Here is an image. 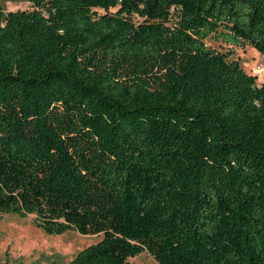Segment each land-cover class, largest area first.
<instances>
[{
	"label": "trees",
	"instance_id": "16d2710c",
	"mask_svg": "<svg viewBox=\"0 0 264 264\" xmlns=\"http://www.w3.org/2000/svg\"><path fill=\"white\" fill-rule=\"evenodd\" d=\"M31 2L0 0V218L102 235L70 264H264V82L206 42L264 54V0Z\"/></svg>",
	"mask_w": 264,
	"mask_h": 264
},
{
	"label": "rangeland",
	"instance_id": "374dc122",
	"mask_svg": "<svg viewBox=\"0 0 264 264\" xmlns=\"http://www.w3.org/2000/svg\"><path fill=\"white\" fill-rule=\"evenodd\" d=\"M1 4L5 12L34 8L31 0H1ZM137 20L142 19L137 17ZM206 42L212 47L230 51L232 57L240 59L247 72L258 76L259 84L264 82V70L259 68H264V54L256 47L229 44L214 35ZM101 237L100 234L83 235L77 231L49 234L36 226L34 215L20 218L7 214L0 218V264H70L80 250ZM131 261L133 264H160L146 252L132 257Z\"/></svg>",
	"mask_w": 264,
	"mask_h": 264
},
{
	"label": "built area",
	"instance_id": "2783aa9c",
	"mask_svg": "<svg viewBox=\"0 0 264 264\" xmlns=\"http://www.w3.org/2000/svg\"><path fill=\"white\" fill-rule=\"evenodd\" d=\"M261 70H264V68L259 67Z\"/></svg>",
	"mask_w": 264,
	"mask_h": 264
}]
</instances>
